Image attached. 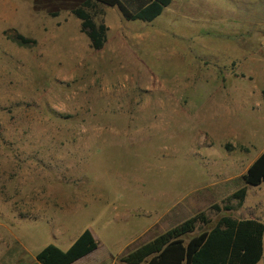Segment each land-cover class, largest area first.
Segmentation results:
<instances>
[{
  "label": "rangeland",
  "instance_id": "obj_1",
  "mask_svg": "<svg viewBox=\"0 0 264 264\" xmlns=\"http://www.w3.org/2000/svg\"><path fill=\"white\" fill-rule=\"evenodd\" d=\"M83 1L0 0V264H29L60 219L69 234L95 229L94 264H123L200 212L197 232L223 216L264 223V183L243 180L264 152L252 0H173L153 22L97 4L100 51L71 12Z\"/></svg>",
  "mask_w": 264,
  "mask_h": 264
},
{
  "label": "trees",
  "instance_id": "obj_2",
  "mask_svg": "<svg viewBox=\"0 0 264 264\" xmlns=\"http://www.w3.org/2000/svg\"><path fill=\"white\" fill-rule=\"evenodd\" d=\"M173 0H85L72 8V14L81 21V31L87 35L95 51L104 48L108 27L97 24L91 10L97 4L117 7L127 21L153 22L162 15ZM130 5L135 7L133 10ZM53 17L58 13H51ZM9 39L22 47L37 44L35 39L6 33ZM264 98V90L262 91ZM247 185L258 187L264 183V152L249 166L243 175ZM247 197L242 188L228 201L240 205ZM226 209L228 206H226ZM205 212L196 214L177 226L144 243L121 258L125 264H258L264 254V223L256 218L235 219L223 216L213 228L197 232L198 225H208ZM98 249L90 229H86L75 243L63 251L54 244L42 249L33 264H73Z\"/></svg>",
  "mask_w": 264,
  "mask_h": 264
},
{
  "label": "crops",
  "instance_id": "obj_3",
  "mask_svg": "<svg viewBox=\"0 0 264 264\" xmlns=\"http://www.w3.org/2000/svg\"><path fill=\"white\" fill-rule=\"evenodd\" d=\"M254 1H257L258 3H259V1H261V3L258 5V4H255ZM245 11H247V10H245ZM249 12H250L251 17H250L249 23L247 25L248 26H254L256 28H264V0H252L250 3ZM262 33H264V32L262 31ZM58 223H61L62 227H60L58 229V232H57L56 236L54 237V240H55L54 245H56L57 247H59L63 251H67L86 229H82L81 231H79V233H77V235L69 234L71 223L68 220H64V219L63 220L60 219ZM27 224H31V225L35 226L33 223L28 222ZM87 229H90L91 232L93 233V235H94V237L98 243V249L96 251L92 252L91 254L87 255L86 257L78 260L77 262H75L73 264H94L100 258L99 253H100V249H101V244H100V241L97 237V233L92 226H89ZM37 254L38 253H36V254L30 253L29 259L31 262L29 264H33L37 261L36 260ZM115 254L116 253H110L109 254V256H108L109 264H114V262L116 261ZM123 264H125V263H123ZM258 264H264V254H263V258L258 262Z\"/></svg>",
  "mask_w": 264,
  "mask_h": 264
}]
</instances>
